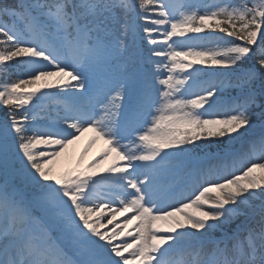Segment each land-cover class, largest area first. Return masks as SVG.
Returning a JSON list of instances; mask_svg holds the SVG:
<instances>
[{
	"label": "snow or ice",
	"instance_id": "obj_1",
	"mask_svg": "<svg viewBox=\"0 0 264 264\" xmlns=\"http://www.w3.org/2000/svg\"><path fill=\"white\" fill-rule=\"evenodd\" d=\"M0 107V264H264V0H0Z\"/></svg>",
	"mask_w": 264,
	"mask_h": 264
},
{
	"label": "rangeland",
	"instance_id": "obj_2",
	"mask_svg": "<svg viewBox=\"0 0 264 264\" xmlns=\"http://www.w3.org/2000/svg\"><path fill=\"white\" fill-rule=\"evenodd\" d=\"M206 2V0H205ZM210 33H204L202 35H209ZM212 35H220L218 32L217 33H211ZM237 43H240L239 41H237ZM3 110H5V112L7 111V109H4L2 107H0V117L3 116V113H1ZM95 140L94 143H92V141ZM76 144L79 147L77 150V154H75V150H72V147L70 146L69 149L65 150V162L64 164H69V165H74V166H78V165H83V170L87 167V165L95 158L96 153L94 151V148H96V146H99L100 148V152H102L107 146L105 145L104 141L102 139L96 138L95 134L89 129L81 134H79V138L76 140ZM91 154V155H90ZM107 163H109V161H105L100 167H106ZM65 171H69V170H73L75 168H66L64 167ZM81 169V171H83ZM54 173V171H53ZM131 216V215H130ZM129 216V217H130ZM127 219V218H126ZM125 220V219H124ZM123 221V220H122ZM105 222V221H102ZM133 228V225L131 226V230ZM111 227L110 225L108 226V228L106 229H102V231H108L110 230ZM126 230H129V228H126ZM129 240H131V238H129ZM114 243H118L117 241H114Z\"/></svg>",
	"mask_w": 264,
	"mask_h": 264
},
{
	"label": "bare ground",
	"instance_id": "obj_3",
	"mask_svg": "<svg viewBox=\"0 0 264 264\" xmlns=\"http://www.w3.org/2000/svg\"><path fill=\"white\" fill-rule=\"evenodd\" d=\"M76 142H77V141L75 140L72 144L68 145V147H67L66 149H69L70 146H71V147H72L71 152H72L73 150H75V154H77V153H78L77 150H78L79 147L77 146ZM66 149H64V151L61 153V155H60L59 157H57V158L54 160V162H53L52 167H53L54 174L59 175V174L63 173L64 170H65L64 167H66L67 169H68V168H72V169L75 168V170H80V171H81V169L83 170V165H78V166L76 167V166H74V165H69V164H66V163L64 164V162H65V150H66ZM100 149H103V148H100L99 146H96V148H94V151H95V153H96L95 158L98 157V155L101 153V152H100ZM90 155H91V154H90ZM106 165H108V163H107ZM129 216H130V214L125 215L124 213H119V214H118V219H117V221H115L114 223H119V222H121L122 220L128 218ZM135 223H136V221H133V224H132V225H134ZM132 225H129V226H128L129 230H126V231H131L130 228H131ZM110 227H112V225H110ZM124 231H125V229H124ZM128 239H129V238H128ZM117 242H119V241H117Z\"/></svg>",
	"mask_w": 264,
	"mask_h": 264
},
{
	"label": "trees",
	"instance_id": "obj_4",
	"mask_svg": "<svg viewBox=\"0 0 264 264\" xmlns=\"http://www.w3.org/2000/svg\"><path fill=\"white\" fill-rule=\"evenodd\" d=\"M1 113H3V114H4V113H5V110H3Z\"/></svg>",
	"mask_w": 264,
	"mask_h": 264
}]
</instances>
